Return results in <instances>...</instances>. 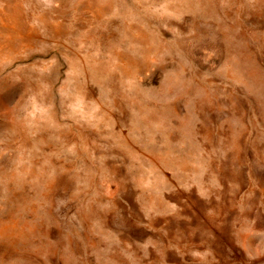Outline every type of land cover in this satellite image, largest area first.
<instances>
[{
  "label": "rangeland",
  "instance_id": "1",
  "mask_svg": "<svg viewBox=\"0 0 264 264\" xmlns=\"http://www.w3.org/2000/svg\"><path fill=\"white\" fill-rule=\"evenodd\" d=\"M0 264H264V0H0Z\"/></svg>",
  "mask_w": 264,
  "mask_h": 264
}]
</instances>
